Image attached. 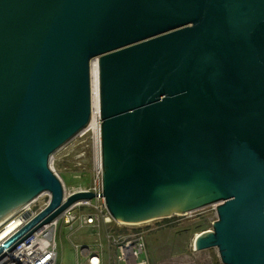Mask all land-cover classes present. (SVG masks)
<instances>
[{
    "label": "water",
    "instance_id": "water-1",
    "mask_svg": "<svg viewBox=\"0 0 264 264\" xmlns=\"http://www.w3.org/2000/svg\"><path fill=\"white\" fill-rule=\"evenodd\" d=\"M95 59L112 217L140 226L219 203L195 250L264 264V0H0V224L51 195L0 254L96 198L63 203L50 169L90 123Z\"/></svg>",
    "mask_w": 264,
    "mask_h": 264
},
{
    "label": "built area",
    "instance_id": "built-area-1",
    "mask_svg": "<svg viewBox=\"0 0 264 264\" xmlns=\"http://www.w3.org/2000/svg\"><path fill=\"white\" fill-rule=\"evenodd\" d=\"M96 114L99 117V122L102 123L100 105L99 108L96 109ZM92 117L93 105L90 123L92 121ZM100 123L98 125L101 149ZM89 125L86 128L87 130L92 129V127L89 128ZM52 157L50 159V169L62 184L64 192L63 203L66 202L71 196L82 192L94 193L96 194V198L92 200L79 201L73 204L55 220L35 231L15 248L14 246L17 242L9 245L0 254V264H58L59 253L57 235L60 225H65L68 231L73 234L82 230H92L96 236L92 244H73L76 254V264H151L147 255L146 232L144 231V225L129 226L118 222L110 214L106 206L105 199L102 197L103 187L101 150L99 159L96 162L95 168L93 169L91 186L85 189H67L61 177L53 167ZM45 198L47 200L46 203H44ZM50 202V193H42L21 207L15 214L4 221V223L0 226V233L16 221L19 222V225L6 238L0 241V246L27 223H29L33 218L40 214L44 209H46ZM220 205L221 204L219 203L210 205L215 210V220L213 222H217L219 219L217 206ZM37 206L39 207L36 208ZM175 217L165 220H171ZM161 221L162 220H159V222ZM122 228H127V230H122ZM208 232H213L212 223L210 229L203 231L202 233ZM200 234L195 235L192 243L193 261L190 263L193 264H196L197 260L200 258L199 255L196 254H199L200 252H206V250H195V239ZM216 252V263L212 262V259L206 257V264H222L219 250L217 249ZM174 261L170 264H178L176 261Z\"/></svg>",
    "mask_w": 264,
    "mask_h": 264
},
{
    "label": "rangeland",
    "instance_id": "rangeland-1",
    "mask_svg": "<svg viewBox=\"0 0 264 264\" xmlns=\"http://www.w3.org/2000/svg\"><path fill=\"white\" fill-rule=\"evenodd\" d=\"M93 66L97 70L96 59L94 64L92 63ZM96 100L98 101L97 97ZM97 103L96 109L99 107V101ZM96 109L94 108V111ZM100 150L99 129L92 127L88 130L83 129L72 136L54 153L53 167L67 189L91 186L93 169L99 159ZM46 201L45 198L44 203ZM214 220L215 210L208 206L185 216H176L171 220L144 224L147 255L151 264H170L174 260L178 264H193L190 262L193 261L192 243L195 235L210 229ZM122 230H127V228H122ZM95 237L92 230H82L73 234L65 225H60L57 235L58 264H76L73 244H92ZM216 251L217 249H210L196 254L200 257L196 264H206V257L216 263Z\"/></svg>",
    "mask_w": 264,
    "mask_h": 264
},
{
    "label": "bare ground",
    "instance_id": "bare-ground-1",
    "mask_svg": "<svg viewBox=\"0 0 264 264\" xmlns=\"http://www.w3.org/2000/svg\"><path fill=\"white\" fill-rule=\"evenodd\" d=\"M94 61H92V63L94 64ZM91 73H92V105H93V117H92V121L89 125V128L91 127H96V129H99V117L96 114V111H94V108L96 109V105L98 104L97 102L99 101V105H100V86H99V69L97 67V70L95 68V66L92 67L91 64ZM96 97L98 98V101L96 100ZM99 108V107H98ZM6 221V220H5ZM155 221V220H152ZM150 221V222H152ZM4 223V222H3ZM1 223L0 226L3 224ZM19 225V222L16 221L14 222L11 226L5 228V230H3L0 233V241H2L4 238H6L17 226Z\"/></svg>",
    "mask_w": 264,
    "mask_h": 264
},
{
    "label": "crops",
    "instance_id": "crops-1",
    "mask_svg": "<svg viewBox=\"0 0 264 264\" xmlns=\"http://www.w3.org/2000/svg\"><path fill=\"white\" fill-rule=\"evenodd\" d=\"M79 188L85 189V187H79Z\"/></svg>",
    "mask_w": 264,
    "mask_h": 264
}]
</instances>
